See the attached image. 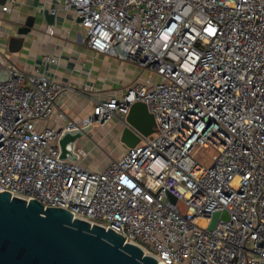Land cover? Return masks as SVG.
<instances>
[{"label":"built area","instance_id":"built-area-1","mask_svg":"<svg viewBox=\"0 0 264 264\" xmlns=\"http://www.w3.org/2000/svg\"><path fill=\"white\" fill-rule=\"evenodd\" d=\"M45 1L74 13L91 50L158 80L76 121L46 74L55 57L20 69L3 56L0 191L95 221L159 264H264V0ZM135 102L154 118L149 137L103 169L81 164L84 147L77 162L59 158L63 129L124 122ZM52 115L59 128L46 124ZM202 148L213 150L209 166L195 158Z\"/></svg>","mask_w":264,"mask_h":264},{"label":"crops","instance_id":"crops-1","mask_svg":"<svg viewBox=\"0 0 264 264\" xmlns=\"http://www.w3.org/2000/svg\"><path fill=\"white\" fill-rule=\"evenodd\" d=\"M53 7L45 0H13L9 11L0 12V51L20 69L42 67L45 55L55 57L56 64H46V74L63 88L58 106L68 119L80 121L92 114L98 102L108 100L111 95H120L138 82L149 85L147 78L158 80L157 75L132 62L91 50L85 42V30L73 12L57 8L54 24H47L43 11L51 12ZM31 19L29 32L20 33ZM46 124L60 127L55 115ZM123 126L118 117L102 127L94 124L76 142L77 147L89 151L88 158L81 164L103 169L111 159L119 158L128 148L120 140Z\"/></svg>","mask_w":264,"mask_h":264},{"label":"water","instance_id":"water-1","mask_svg":"<svg viewBox=\"0 0 264 264\" xmlns=\"http://www.w3.org/2000/svg\"><path fill=\"white\" fill-rule=\"evenodd\" d=\"M37 1V0H35ZM43 16L54 24V13L48 9ZM33 20H28L20 33H27ZM7 73L0 70V81ZM120 140L134 147L142 137H149L154 118L142 102L130 106L124 118ZM93 124L63 129L58 139L59 158L77 162L76 142ZM171 201L175 198L170 196ZM228 219L226 211L216 212V219ZM0 264H159L142 249L95 221L85 219L60 207H43L35 199L8 191H0Z\"/></svg>","mask_w":264,"mask_h":264},{"label":"rangeland","instance_id":"rangeland-1","mask_svg":"<svg viewBox=\"0 0 264 264\" xmlns=\"http://www.w3.org/2000/svg\"><path fill=\"white\" fill-rule=\"evenodd\" d=\"M3 56L6 57L5 52L0 51V65L3 64ZM81 138L78 140L80 141ZM213 155V150L212 149H200L196 153L195 158L198 160V162L204 166H209L211 158ZM84 164V163H83Z\"/></svg>","mask_w":264,"mask_h":264}]
</instances>
